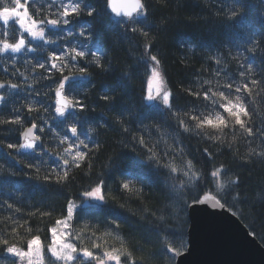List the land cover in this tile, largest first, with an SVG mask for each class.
<instances>
[{
  "label": "trees",
  "instance_id": "1",
  "mask_svg": "<svg viewBox=\"0 0 264 264\" xmlns=\"http://www.w3.org/2000/svg\"><path fill=\"white\" fill-rule=\"evenodd\" d=\"M142 2L117 20L108 0H0L44 30L31 40L0 17V264H27L12 251L34 241L56 264L71 205L70 264H176L188 208L206 194L264 246V0ZM154 68L167 105L147 102ZM30 126L41 145L21 155ZM95 189L103 202L84 206Z\"/></svg>",
  "mask_w": 264,
  "mask_h": 264
},
{
  "label": "water",
  "instance_id": "2",
  "mask_svg": "<svg viewBox=\"0 0 264 264\" xmlns=\"http://www.w3.org/2000/svg\"><path fill=\"white\" fill-rule=\"evenodd\" d=\"M108 10L114 19L132 20L145 8L142 0H108ZM55 104L57 117L65 118L71 103L64 87L56 91ZM40 145L37 127L30 126L21 135L18 151L31 155ZM188 218V247L176 264H264V246L213 195L206 194L192 203Z\"/></svg>",
  "mask_w": 264,
  "mask_h": 264
},
{
  "label": "rangeland",
  "instance_id": "3",
  "mask_svg": "<svg viewBox=\"0 0 264 264\" xmlns=\"http://www.w3.org/2000/svg\"><path fill=\"white\" fill-rule=\"evenodd\" d=\"M0 17L3 20H12L17 19L18 24L22 28L23 32L28 35L31 40H41L44 37L43 25L33 22L25 9L24 5H18L17 9L13 13L2 12ZM46 26L52 27L53 24H46ZM15 49L17 48L14 47ZM8 49L7 45L0 46V52ZM170 101L169 92L165 86L163 78L161 77L160 72L154 68L152 70V75L148 83L147 88V102L151 105H167ZM103 202L101 189H95L91 193L84 196V206ZM78 209V206L71 205L68 216L62 220L57 228L53 232L52 245L50 248V256L53 259V262L56 264H70L74 252V248L71 243L68 241V227L71 217L73 218L75 211ZM12 253H18L23 257L27 264H42V250L37 241L32 242L30 245V250L27 254H22L20 252L12 251ZM84 258L87 259V256L84 255ZM98 264H118L115 257L108 255L103 258L102 261Z\"/></svg>",
  "mask_w": 264,
  "mask_h": 264
}]
</instances>
